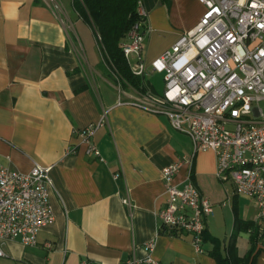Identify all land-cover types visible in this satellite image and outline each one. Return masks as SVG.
<instances>
[{"label": "crops", "instance_id": "0c3cea01", "mask_svg": "<svg viewBox=\"0 0 264 264\" xmlns=\"http://www.w3.org/2000/svg\"><path fill=\"white\" fill-rule=\"evenodd\" d=\"M57 1L55 10L46 0H0V164L21 173L34 163L51 167L54 213L35 246L4 243L0 264H125L146 258L148 243L160 264H216L209 254L213 239L223 255L233 235L236 255L249 251L247 222L261 230L251 262L264 264V225L256 220L254 202L253 216L243 219L232 185L215 176L212 152L195 155L192 166V182L213 204L205 252L195 249L190 236L159 229L157 213L167 200L161 172L192 154L191 141L167 118L126 103L133 96L111 82L92 28L72 0ZM159 1L142 0L148 13L142 49L148 72L205 10L197 0ZM145 78L147 91L156 93ZM99 122L92 140L102 160L87 156L75 134ZM186 176L182 167L174 184L181 186Z\"/></svg>", "mask_w": 264, "mask_h": 264}, {"label": "built area", "instance_id": "2783aa9c", "mask_svg": "<svg viewBox=\"0 0 264 264\" xmlns=\"http://www.w3.org/2000/svg\"><path fill=\"white\" fill-rule=\"evenodd\" d=\"M205 10L199 23L150 64L142 56L148 31V13L139 0L136 22L121 45L131 73L140 78L163 75L161 94L146 91L126 103L163 116L171 128L186 135L191 155L182 156L161 172L167 200L157 217L159 229L190 236L203 253L206 220L213 204L192 182L195 155L212 152L215 176L229 182L234 195L254 202L256 220L264 225V0H197ZM57 10L54 0H49ZM100 40L99 37H97ZM118 92L119 89H118ZM102 122L76 130L85 154L102 160L93 137ZM182 167L185 182L175 185ZM51 167L34 163L28 173L0 164V258L3 245L18 240L35 246L42 228L54 221L49 192ZM123 203L130 206L128 200ZM153 243L145 245L146 258L125 264H160L151 257Z\"/></svg>", "mask_w": 264, "mask_h": 264}, {"label": "trees", "instance_id": "16d2710c", "mask_svg": "<svg viewBox=\"0 0 264 264\" xmlns=\"http://www.w3.org/2000/svg\"><path fill=\"white\" fill-rule=\"evenodd\" d=\"M138 1L72 0V6L78 16L92 28L102 56V66L104 64L110 67V72L112 73L113 70V75L117 80L122 81L123 84H127L141 94L148 90L146 81L131 73L121 48L132 26L138 22L136 12ZM109 76L111 77L110 74ZM234 216L235 220L238 221L237 210L235 208ZM243 226L244 232H251V247L249 251L243 257H238L234 249L235 236L233 235L225 247L227 254L223 255L219 241L213 239V249L209 254L213 257L216 264H253L251 258L261 230L258 227L254 228L253 222H247ZM206 240L207 234H204L202 247Z\"/></svg>", "mask_w": 264, "mask_h": 264}, {"label": "rangeland", "instance_id": "374dc122", "mask_svg": "<svg viewBox=\"0 0 264 264\" xmlns=\"http://www.w3.org/2000/svg\"><path fill=\"white\" fill-rule=\"evenodd\" d=\"M49 2V0H46ZM58 6V1L57 0H54ZM158 3V2H157ZM49 4H51L49 2ZM110 68V67H109ZM107 71V70H106ZM108 72V71H107ZM109 74L111 75V82L119 89V91L121 93H123L124 95L126 93H130L132 94L133 98H138V93L132 89L130 86H128L127 84H123L122 81L120 80H117L115 78V76L113 75V70H112V73L109 72ZM148 81L151 82V85L154 87L156 93L158 94H161L162 91H163V75L161 74H151L149 75L147 78ZM260 108L263 110L264 112V101L260 102L259 104ZM229 182H227V186ZM239 205L241 207V217L243 219H247V218H250L253 216V212H254V205H253V202L246 198V197H243V196H239ZM231 234H229L228 236H230ZM240 250L243 252L244 251V243L241 241L240 244Z\"/></svg>", "mask_w": 264, "mask_h": 264}, {"label": "water", "instance_id": "95a60500", "mask_svg": "<svg viewBox=\"0 0 264 264\" xmlns=\"http://www.w3.org/2000/svg\"><path fill=\"white\" fill-rule=\"evenodd\" d=\"M161 4V1H159V5Z\"/></svg>", "mask_w": 264, "mask_h": 264}]
</instances>
